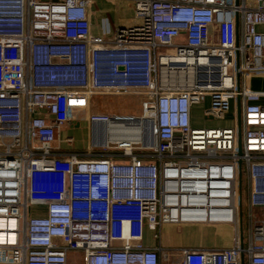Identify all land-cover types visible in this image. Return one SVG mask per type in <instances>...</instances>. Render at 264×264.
Masks as SVG:
<instances>
[{"label":"built area","instance_id":"built-area-1","mask_svg":"<svg viewBox=\"0 0 264 264\" xmlns=\"http://www.w3.org/2000/svg\"><path fill=\"white\" fill-rule=\"evenodd\" d=\"M93 1L0 0V264H264V90L247 84L264 77V0H118L135 23L100 35ZM95 96L141 114L91 113ZM196 111L232 125L193 127ZM81 115L78 152L60 135ZM163 225L232 241L166 249Z\"/></svg>","mask_w":264,"mask_h":264},{"label":"rangeland","instance_id":"rangeland-1","mask_svg":"<svg viewBox=\"0 0 264 264\" xmlns=\"http://www.w3.org/2000/svg\"><path fill=\"white\" fill-rule=\"evenodd\" d=\"M103 1V2H97ZM97 2V3H96ZM92 9H88L89 14L95 12H104L106 19H108L109 27L112 32L117 28L126 27L128 23H135L134 13L132 5L127 2L118 0H94L90 6ZM91 10V11H90ZM93 13V14H94ZM173 48L166 50V53L172 54ZM263 78V77H262ZM250 79H247V84L250 85ZM141 101L139 97L126 96H95L91 99V113L97 114H109V115H123V116H139L141 114ZM209 106V101H206L197 108L199 111ZM198 113V112H197ZM199 114V113H198ZM84 117H80L83 120ZM197 121L200 125L210 126H225L232 124V121L227 118L225 121H214L208 118L203 119L198 115ZM90 128L87 125L81 124L79 128H68L61 131V139L66 137H72L74 139V145L71 147L73 151H85L86 148L91 146L89 139ZM88 140L84 141L83 139ZM88 141V142H87ZM87 143V146L86 144ZM94 151H101L94 149ZM243 205L246 201V190H245V177L243 176ZM30 214H31V209ZM213 227V228H212ZM152 236V235H151ZM232 241L231 229L228 226H181L178 229L176 225H163L161 230V246L163 248H200L204 245L214 244L219 247L230 246ZM156 243V242H155ZM83 255L81 252L69 254V264H82Z\"/></svg>","mask_w":264,"mask_h":264},{"label":"crops","instance_id":"crops-1","mask_svg":"<svg viewBox=\"0 0 264 264\" xmlns=\"http://www.w3.org/2000/svg\"><path fill=\"white\" fill-rule=\"evenodd\" d=\"M97 2L100 3V2H103V1H97ZM90 9H92V8L90 7ZM93 13H91V15L89 14V20H90V24H91V32H92L93 35H100L102 33V31L104 30V27H108L110 29L109 23H108V19H106L104 12L99 11V12H95L94 14ZM130 24L131 23H128V25H130ZM249 84H250L249 86H250V88L252 90H254V91H263L264 90V77L263 78L262 77H251ZM91 105H92V103H91ZM81 116L84 117V115H81ZM194 117H195V119L192 122L193 127H203V125H200L199 122L197 121V119H198L197 111L195 112V116ZM227 118H229L231 120L230 116H227L225 118V120ZM225 120H223V121H225ZM82 123H83V125H87V123H85L83 120H80V124H76L75 123L73 125V127L74 128H79ZM231 125L232 124L225 125V126H219V127H228V126H231ZM204 126L207 127V126H210V125L206 124ZM85 139L88 140L87 138H84L83 140L86 141ZM85 144L87 146V143H85ZM86 149H88V148H86ZM200 226H203V225H200ZM205 227L206 226H203V228H205ZM151 235L152 234L147 231L145 233V235H144V238H143V244L146 247H149V248L157 246V242L153 239V237ZM160 244H161V241H160ZM222 247L223 246H221V247L217 246L216 247V245H214V244L212 245V244L208 243L207 245H204V246L200 247V249H209V248L213 249V248H222ZM72 264H75V263H72Z\"/></svg>","mask_w":264,"mask_h":264},{"label":"bare ground","instance_id":"bare-ground-1","mask_svg":"<svg viewBox=\"0 0 264 264\" xmlns=\"http://www.w3.org/2000/svg\"><path fill=\"white\" fill-rule=\"evenodd\" d=\"M130 140V138H128L127 136L125 135H121V136H118V135H111L110 137L106 138V139H101V138H98L97 135H93L92 136V144L94 146H105L106 143H113V142H117V143H126ZM8 223V225H10L11 227L14 226V222L13 221H6ZM5 223L3 222H0V230H4L3 227ZM7 239V241H10L12 242L13 241V236L9 234H6L4 231H0V241H3Z\"/></svg>","mask_w":264,"mask_h":264},{"label":"water","instance_id":"water-1","mask_svg":"<svg viewBox=\"0 0 264 264\" xmlns=\"http://www.w3.org/2000/svg\"><path fill=\"white\" fill-rule=\"evenodd\" d=\"M238 127H240V121H241V119H240V112H238ZM238 145L240 146V135H239V143H238Z\"/></svg>","mask_w":264,"mask_h":264}]
</instances>
